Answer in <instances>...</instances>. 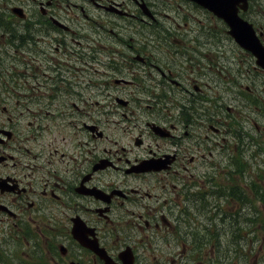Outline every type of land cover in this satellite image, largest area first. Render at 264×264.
I'll return each mask as SVG.
<instances>
[{
	"label": "flooded vegetation",
	"instance_id": "1",
	"mask_svg": "<svg viewBox=\"0 0 264 264\" xmlns=\"http://www.w3.org/2000/svg\"><path fill=\"white\" fill-rule=\"evenodd\" d=\"M1 1L0 262H245L222 242L254 245L248 194L208 184L250 175L264 68L222 47L223 20L189 0ZM237 1L264 45V0ZM206 50L247 98L207 108Z\"/></svg>",
	"mask_w": 264,
	"mask_h": 264
},
{
	"label": "rangeland",
	"instance_id": "2",
	"mask_svg": "<svg viewBox=\"0 0 264 264\" xmlns=\"http://www.w3.org/2000/svg\"><path fill=\"white\" fill-rule=\"evenodd\" d=\"M0 3H2V1L0 0ZM188 8L187 16L189 15L191 17V19L193 20V17H195L196 19L198 18H202V24H205L206 19H209L208 15L205 14V12H201V7L199 6L198 10H195L193 7V3H190L188 5H186ZM1 7V6H0ZM204 9V8H202ZM207 25V24H206ZM210 25H213V21L210 22ZM15 27H18L17 25H15ZM208 28V27H206ZM142 29H146V27H142ZM209 29V28H208ZM2 26H0V32L2 31ZM3 32H5L3 30ZM147 32L145 30L142 31V34H146ZM208 34V30L207 32H203ZM202 36L204 37L205 35L202 34ZM225 33L222 34V47L227 48V50H232L233 52H235L236 48H235V43L234 41H230L229 39L225 38ZM206 38V37H204ZM208 39V37H207ZM210 42V41H209ZM209 45V43L206 41V47ZM240 55L241 52H240ZM226 56V55H225ZM239 56V55H238ZM223 57V56H222ZM218 55H216L215 50H206V62L204 64V61L202 60V66L204 67V69L202 68V89L203 91L206 93V96L208 95V97H205L207 99L206 105L207 108L209 110L214 111L215 107L213 106V103L210 102V100H215V99H219L221 96H223V99L227 101V99L232 98L231 94L234 93L236 95V98L238 100H243L245 98H247V95L245 94V90H244V84L246 83L247 79L245 78L242 81V86L239 89H230V81L229 78L226 77V74L229 75V73L226 74H221L219 72H217V69L215 68V62L218 61ZM257 101H255V105H256ZM262 102L258 101V105H252V109L250 108V110L254 111L255 116L257 114H264V106H262L261 104ZM264 103V101H263ZM257 107L259 108V112H257ZM258 117V121H256V124L258 125L257 127H253L254 131H255V137H254V141L256 144V141L259 142V146L256 144L254 147V150H244L246 155H249V163L250 165L245 166V168L242 171H238V174L236 177L242 176L244 174H247V172L249 171L250 173L252 171L257 172L258 169L264 168V130L262 129V126L264 125V118L259 119L263 116L261 115H257ZM249 167V170H245L246 168ZM209 168L204 169L202 167V176L206 175L209 170ZM205 180L202 179V184H204ZM242 184H244V182H241ZM211 199V197H206V199L202 200V213L211 209V205L210 204H206V200ZM252 207V208H251ZM252 209L254 210V215L251 217H248L246 212H250V214H252ZM249 218L252 219L254 221V237H255V243L253 246H249L246 245L245 241H242L240 236L236 237V239L233 241L232 237L229 240V237L223 242V245H226V248L228 247V249L226 250L228 255L231 256L230 258H243L245 260V262H241V264H264V227H262V224L264 225V207L262 205V203H260L259 201H255V205L254 206H250V205H245L244 207V212L242 217L240 218V221H238V226L240 227L241 225L244 224L245 222V218ZM257 219V220H256ZM193 221V220H192ZM207 221V220H206ZM216 235V234H214ZM238 236V235H237ZM228 245V246H227ZM242 247V248H240ZM233 248H236L233 250ZM238 255H237V254ZM32 262H30L31 264ZM37 263V262H36ZM50 263L51 262H47ZM67 263V262H66ZM65 263V264H66ZM149 264H158V262H148ZM0 264H23V262H0ZM227 264H231V262H227Z\"/></svg>",
	"mask_w": 264,
	"mask_h": 264
},
{
	"label": "water",
	"instance_id": "3",
	"mask_svg": "<svg viewBox=\"0 0 264 264\" xmlns=\"http://www.w3.org/2000/svg\"><path fill=\"white\" fill-rule=\"evenodd\" d=\"M210 9L216 15L222 17L229 25V34L243 48L250 50L256 56V63L264 68V47L261 46L254 35L252 27L236 14L237 0H196ZM109 263V262H107ZM69 264H79L69 262ZM124 264H131L125 262Z\"/></svg>",
	"mask_w": 264,
	"mask_h": 264
},
{
	"label": "trees",
	"instance_id": "4",
	"mask_svg": "<svg viewBox=\"0 0 264 264\" xmlns=\"http://www.w3.org/2000/svg\"><path fill=\"white\" fill-rule=\"evenodd\" d=\"M260 177L264 180V174H261ZM216 185L219 186V191L216 192V196H219V193L221 194V196H228L229 192H235V193H240L242 191V187L239 186L233 179V177L226 178L224 177L223 181H218L215 180ZM262 184H259L258 182L254 181V179H252V181L250 182L251 187H254L255 189V195L257 197H260V199L264 200V182H261ZM238 188V190H237ZM257 220V219H256ZM264 222V220H263ZM262 227H264V225L262 224ZM34 264H47V263H43V262H38V263H34Z\"/></svg>",
	"mask_w": 264,
	"mask_h": 264
}]
</instances>
